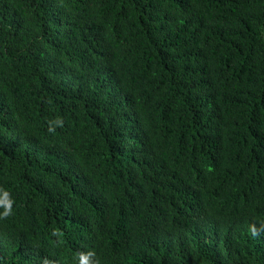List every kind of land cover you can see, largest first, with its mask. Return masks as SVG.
<instances>
[{
  "label": "trees",
  "instance_id": "1",
  "mask_svg": "<svg viewBox=\"0 0 264 264\" xmlns=\"http://www.w3.org/2000/svg\"><path fill=\"white\" fill-rule=\"evenodd\" d=\"M5 192L0 264H264V0H0Z\"/></svg>",
  "mask_w": 264,
  "mask_h": 264
},
{
  "label": "clouds",
  "instance_id": "2",
  "mask_svg": "<svg viewBox=\"0 0 264 264\" xmlns=\"http://www.w3.org/2000/svg\"><path fill=\"white\" fill-rule=\"evenodd\" d=\"M52 129H49L51 131ZM12 204L13 201L8 197L7 192L4 193L3 197H0V206L4 208V212L0 213V219L7 218L9 215L12 214ZM253 236L259 235L257 232L252 233ZM94 255V253H81L79 254V261L78 264H92L89 257ZM98 264V262H96Z\"/></svg>",
  "mask_w": 264,
  "mask_h": 264
}]
</instances>
